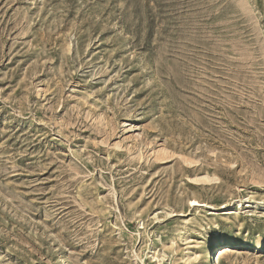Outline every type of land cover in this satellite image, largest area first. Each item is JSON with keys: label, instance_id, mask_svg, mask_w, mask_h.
<instances>
[{"label": "rangeland", "instance_id": "1", "mask_svg": "<svg viewBox=\"0 0 264 264\" xmlns=\"http://www.w3.org/2000/svg\"><path fill=\"white\" fill-rule=\"evenodd\" d=\"M214 238L264 264V0H0V264Z\"/></svg>", "mask_w": 264, "mask_h": 264}, {"label": "bare ground", "instance_id": "2", "mask_svg": "<svg viewBox=\"0 0 264 264\" xmlns=\"http://www.w3.org/2000/svg\"><path fill=\"white\" fill-rule=\"evenodd\" d=\"M193 202H194V204L197 203L196 201H192V203ZM229 244L230 243L219 240L217 238L212 239L209 243V249L207 251V254L203 258L204 259L203 264H217V261L219 262L221 256L224 254L222 249L227 248V246ZM255 246H256L257 250L263 249L264 248V240L257 241L255 243Z\"/></svg>", "mask_w": 264, "mask_h": 264}]
</instances>
